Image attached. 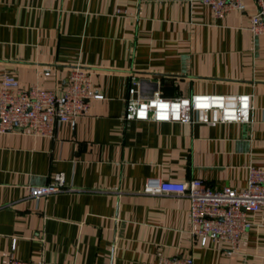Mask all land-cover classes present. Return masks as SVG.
Instances as JSON below:
<instances>
[{
  "label": "crops",
  "instance_id": "crops-1",
  "mask_svg": "<svg viewBox=\"0 0 264 264\" xmlns=\"http://www.w3.org/2000/svg\"><path fill=\"white\" fill-rule=\"evenodd\" d=\"M256 0L216 16L202 0H0V75L59 93L74 65L103 98L53 137L0 132V264H264V209L239 246L193 233L190 201L145 191L148 177L247 186L264 163V34ZM48 71V73H47ZM166 99L252 98L251 120L124 119L129 88ZM63 173L71 189L29 196Z\"/></svg>",
  "mask_w": 264,
  "mask_h": 264
},
{
  "label": "built area",
  "instance_id": "built-area-1",
  "mask_svg": "<svg viewBox=\"0 0 264 264\" xmlns=\"http://www.w3.org/2000/svg\"><path fill=\"white\" fill-rule=\"evenodd\" d=\"M202 2L218 17H223L230 9H245V0ZM256 3L258 9L251 17L249 27L259 35L264 34V0H256ZM136 93L137 88L131 86L124 119L190 122L195 115L199 119L203 113L215 111L220 121L251 120L250 94H239L232 101L224 94H195L192 97L166 99L160 96H136ZM100 98H103V94L94 87L89 69L82 65L71 68L67 87L61 93L38 86L23 88L14 75L4 72L0 75V132L21 130L53 137L59 123L86 115L90 100ZM68 189L71 187L66 185L63 173H56L50 183L27 186L29 196ZM145 191L187 197L193 233L225 243L232 251L239 246L252 225L249 211L264 209V163L249 166L248 183L243 188H214L200 178L176 181L148 177ZM10 264L30 263L13 259ZM159 264H194V258L191 254H183Z\"/></svg>",
  "mask_w": 264,
  "mask_h": 264
}]
</instances>
